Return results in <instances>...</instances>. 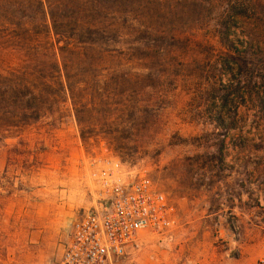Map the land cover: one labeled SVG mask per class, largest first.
<instances>
[{
  "label": "rangeland",
  "instance_id": "374dc122",
  "mask_svg": "<svg viewBox=\"0 0 264 264\" xmlns=\"http://www.w3.org/2000/svg\"><path fill=\"white\" fill-rule=\"evenodd\" d=\"M127 1L122 33L132 37L119 47L131 45L133 61L89 91L77 112L85 139L69 99L0 128V264H55L69 221L95 193L93 158L146 175L171 215L167 234L141 231L106 264H257L264 0Z\"/></svg>",
  "mask_w": 264,
  "mask_h": 264
},
{
  "label": "trees",
  "instance_id": "16d2710c",
  "mask_svg": "<svg viewBox=\"0 0 264 264\" xmlns=\"http://www.w3.org/2000/svg\"><path fill=\"white\" fill-rule=\"evenodd\" d=\"M132 10L127 0H0V128L35 120L69 99L84 140L87 119L77 112L90 104L89 91L115 80L111 73L133 61L131 45L128 52L119 47L123 34L132 37L122 33ZM109 57H117L116 68L106 64ZM221 122L217 117L226 129Z\"/></svg>",
  "mask_w": 264,
  "mask_h": 264
},
{
  "label": "built area",
  "instance_id": "2783aa9c",
  "mask_svg": "<svg viewBox=\"0 0 264 264\" xmlns=\"http://www.w3.org/2000/svg\"><path fill=\"white\" fill-rule=\"evenodd\" d=\"M91 163L95 193L90 206L69 221L55 264H106L139 232L165 235L171 225L167 200L146 175L109 159L93 158ZM257 264H264V249Z\"/></svg>",
  "mask_w": 264,
  "mask_h": 264
}]
</instances>
